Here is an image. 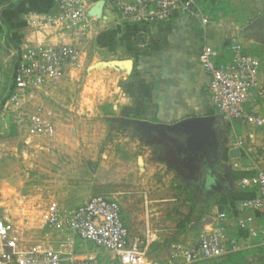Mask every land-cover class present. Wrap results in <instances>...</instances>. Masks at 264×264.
<instances>
[{
  "label": "crops",
  "instance_id": "obj_1",
  "mask_svg": "<svg viewBox=\"0 0 264 264\" xmlns=\"http://www.w3.org/2000/svg\"><path fill=\"white\" fill-rule=\"evenodd\" d=\"M99 1H88L89 15ZM101 1L100 16H93L90 30L79 35L74 29L58 26L35 30L25 20L26 13L54 12L58 0H0V90L1 87L7 90L9 86L14 66L12 63L10 68L9 61L11 55V59L16 57V47L35 42L74 44L80 50L77 66L67 70L59 86L38 93L35 102L44 104L48 118L55 124L56 134L63 122L57 117L63 115V111L66 113L67 108L72 112L76 109L77 113L89 110L102 112L105 114L102 117L107 121L110 119L108 122L115 135L104 150H97L98 147L91 142L84 145L88 146V160L100 158L98 168L83 167L85 178L89 180L88 194L77 199L81 198L77 193L80 185L67 184L62 188V193L53 196V202L63 207H73L94 195L92 192L95 190L110 194L112 197L109 198H113L116 194L112 192V188H115L113 183L121 182V178L136 182L140 176L142 185L137 194L141 198L140 208L121 207V220L128 229L129 241L142 240L148 256L152 250L162 251L164 246L170 248L177 241H194L200 231L214 225L221 212L226 214L228 238L238 241L240 249L255 247L258 245L256 238L249 236L247 228H241L239 222L250 216L249 225L260 229L264 225V218L260 210L241 207L244 200L256 197L257 191L243 186L240 180L251 175L256 167L264 169V125L256 127L243 119H223L218 164L205 166L206 179H188L166 162L162 146L154 141L157 134L155 137H144L136 130L119 125L117 119L173 124L187 117L218 114L206 94L209 75L201 65L198 54L204 45H209L218 51L215 60L224 62L230 55L231 39L241 41L246 52H249L246 50L247 42L264 44V27L245 30L248 24L264 13V0H196L199 10L210 21L205 25L195 15H178L159 23L122 22L110 0ZM258 58V85L264 89V62L261 57ZM123 62L126 65L131 63L130 67ZM86 71H92L94 77L98 75L101 80H93L92 85L87 81L81 83L80 93L74 96L72 91L79 86V81L83 79L81 74ZM107 75H110V83L104 84L102 78ZM5 76L7 81L4 80ZM87 89L93 93L88 94ZM100 90L103 95L99 94ZM246 106H255L264 117L261 108L264 107V98L252 96V101ZM15 129L20 132L18 128ZM58 135L59 131L54 138L58 139ZM237 138L242 139L241 145L237 144ZM44 144L41 148L47 151H64L70 146L73 149L78 146L76 143L65 145L54 141ZM233 148H238V156L231 157L230 150ZM36 165L40 167L39 162ZM156 170L160 171L159 174L163 170L168 173L157 176L159 183L149 190V179ZM175 174H181L187 186L182 185L181 178V183L174 189L175 185L169 179H173ZM69 178L63 177L62 181L69 182ZM78 178L77 183L83 179L79 173ZM180 185L183 186L184 195L181 194ZM45 238H49L55 248L60 247L63 239L61 234L46 233ZM225 250L226 253L230 252L229 243L225 244ZM94 251L97 252L91 243L75 239L73 252L76 255L81 257ZM97 253L101 264L104 260L102 256L112 263L117 262L108 253L101 250ZM258 256L250 255L247 259L260 263ZM173 264L183 262L178 259Z\"/></svg>",
  "mask_w": 264,
  "mask_h": 264
},
{
  "label": "built area",
  "instance_id": "obj_2",
  "mask_svg": "<svg viewBox=\"0 0 264 264\" xmlns=\"http://www.w3.org/2000/svg\"><path fill=\"white\" fill-rule=\"evenodd\" d=\"M89 0H58L54 12L26 13L25 20L35 30L46 26L74 29L86 34L93 16L88 14ZM112 8L122 22H165L174 16H198L201 24L208 17L199 10L196 0H110ZM227 61L217 62L218 51L204 45L198 59L209 75L206 94L216 111L225 120L243 119L256 127L264 125V117L255 106L247 107L252 96L264 98V89L258 85L260 59L245 51L238 39H231ZM16 60L4 94L0 90V109L27 137L52 140L56 127L42 102H35L38 93L56 88L68 69L76 67L80 50L74 44H47L35 42L14 49ZM254 89V90H253ZM2 107V108H1ZM237 144L242 139L237 138ZM243 186L255 188L257 196L241 203L243 209L260 210L264 218V169L256 167L253 173L240 180ZM226 214L219 213L210 229L200 231L191 242L171 244L167 262L180 259L183 264L219 260L225 253L241 248L238 241L229 239L226 231ZM251 217L240 220L249 236L264 245V225L260 229L249 225ZM46 235L61 234L59 248L45 238L24 247L17 239L11 221L0 217V264H101L98 251L108 253L119 264H160L147 255L143 241H129L128 229L121 220V206L113 198L101 194L91 195L82 204L63 207L51 202L45 211ZM47 237V236H46ZM89 242L97 250L78 256L73 252L75 239Z\"/></svg>",
  "mask_w": 264,
  "mask_h": 264
},
{
  "label": "rangeland",
  "instance_id": "obj_3",
  "mask_svg": "<svg viewBox=\"0 0 264 264\" xmlns=\"http://www.w3.org/2000/svg\"><path fill=\"white\" fill-rule=\"evenodd\" d=\"M246 39L247 41L249 40L248 38ZM246 50L261 57V60L264 62V44L258 45L254 44V42H247ZM11 57L9 61L10 68L15 63L16 58L14 56V59H11ZM9 71L10 69L7 70V72ZM7 75L9 76V74ZM81 76L83 79L79 81V86H76L72 91L74 96L80 93L82 89L81 83L87 81V84L92 85L93 80H101L98 78V75L94 77L92 71H86ZM4 80L7 81L6 76ZM102 82L104 84L110 83V75L103 77ZM1 91L5 94V87H1ZM86 92L88 94L93 93L89 89ZM99 94L103 95L102 90H100ZM261 108L264 111V107ZM65 109L66 113L63 111V115L57 117L60 122H65L60 123L58 126L57 134L59 131V140L53 138V141L63 142L65 145L66 143H69V145L76 143L78 146L75 149L72 148L73 146H70L69 149L64 151H47L42 149L41 147L45 145L44 142L52 143L53 141L40 140L33 137L28 139L23 130L16 127L11 119L8 120L4 111H0V217L12 222L17 239L24 247L45 239V233L47 232L44 226L46 208L54 201L55 198L53 196L55 194L62 193V188L64 189L65 185L73 184L74 186H78L79 184V190L77 191L80 195L79 197L83 194L85 196L88 194L89 180L85 178L86 175L84 174L83 167L85 166V168L88 167L89 169L92 167L98 168L97 161L100 158L96 161L88 160L86 152L88 146L85 147L84 145H88L91 142L94 147H98L97 150H104L107 149L105 145L112 143L115 136L114 132H112L113 128L108 122L109 120L107 121V119L102 117L105 115L102 112L98 113L95 110L91 112L89 110L85 111V113H77L76 109L73 112L67 108ZM15 128H18L20 134L16 132ZM62 128L64 132H62ZM12 132L16 133V137L10 136ZM39 146L40 150H37L36 148ZM81 147L85 148L81 151ZM79 153L82 155L78 156ZM62 154H66L68 157L64 158ZM49 155L51 158H49ZM47 157L48 159H46ZM38 162L40 167L36 165ZM176 165L185 178H207L205 168L201 167L195 170L190 164L186 166L183 161L178 159L176 160ZM78 173L82 175L83 179H80V182L77 183L76 180L79 179ZM159 173L160 171L156 170L154 176L150 177L148 183L149 190L159 183L156 180L157 176L162 177L168 171L163 170L162 174ZM66 176H70L69 182L62 181V178H66ZM181 178L183 179L182 185H185L187 181H184L181 174L178 176L175 174L173 179H169L173 181L172 183L175 185L174 189L176 185H179L178 183H181ZM121 179V182L113 183L115 188H112V192H116L113 199L117 200L122 208L132 209V207H135L139 210L141 198L137 194L140 193L142 185L141 177L139 176L136 182H132V179L129 178ZM182 187L180 185V191L184 195ZM92 193L112 197L110 194L99 193L96 190ZM77 199H82V197ZM168 249H170L169 246H164L162 251L154 249L148 253L151 258L158 260L160 264H169L167 259H165L166 252H169ZM102 257L104 259L102 264H119L118 262L112 263L106 256ZM204 262L207 261L201 263ZM214 262L216 261L214 260ZM248 263L260 264L258 261H248L247 259Z\"/></svg>",
  "mask_w": 264,
  "mask_h": 264
},
{
  "label": "water",
  "instance_id": "obj_4",
  "mask_svg": "<svg viewBox=\"0 0 264 264\" xmlns=\"http://www.w3.org/2000/svg\"><path fill=\"white\" fill-rule=\"evenodd\" d=\"M102 4L101 0L97 2L90 15L100 16ZM263 27L264 13L248 24L245 30ZM223 119L222 114L218 113L211 116L187 117L173 124L152 123L140 119H117V122L121 126L138 131L144 137H155L157 134L158 137L154 141L162 146L164 159L181 173L176 165L177 159L183 161L186 166L190 164L195 170L218 164L223 138L220 135ZM230 155L238 156V148L231 149Z\"/></svg>",
  "mask_w": 264,
  "mask_h": 264
},
{
  "label": "trees",
  "instance_id": "obj_5",
  "mask_svg": "<svg viewBox=\"0 0 264 264\" xmlns=\"http://www.w3.org/2000/svg\"><path fill=\"white\" fill-rule=\"evenodd\" d=\"M11 137H16V133L12 132ZM187 216H185L186 218ZM250 255H259L258 259L261 264H264V245H256L249 249H239L237 251H230L224 254L218 261L214 262L208 260L207 264H247V258ZM203 262V261H202ZM196 262L192 264H200Z\"/></svg>",
  "mask_w": 264,
  "mask_h": 264
},
{
  "label": "bare ground",
  "instance_id": "obj_6",
  "mask_svg": "<svg viewBox=\"0 0 264 264\" xmlns=\"http://www.w3.org/2000/svg\"><path fill=\"white\" fill-rule=\"evenodd\" d=\"M125 63H126V62H123L124 65H126ZM130 64H131V63H130ZM130 64L126 65V67L129 68V67H130Z\"/></svg>",
  "mask_w": 264,
  "mask_h": 264
}]
</instances>
